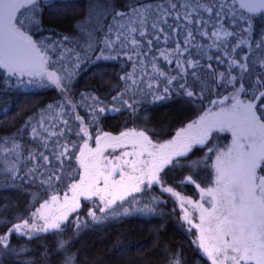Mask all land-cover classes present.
<instances>
[{
  "label": "trees",
  "instance_id": "16d2710c",
  "mask_svg": "<svg viewBox=\"0 0 264 264\" xmlns=\"http://www.w3.org/2000/svg\"><path fill=\"white\" fill-rule=\"evenodd\" d=\"M92 2L101 10L89 22ZM40 3L54 6L43 8L39 30L27 23L26 17L35 15L27 8L18 9L17 20L25 24L17 26L38 47L41 40L47 46L41 48L47 57L43 70L37 69L41 74L8 76L7 69L0 68V142L8 145L4 153L11 155V161L1 160L7 170L0 175V235L29 221L40 201L81 181L77 155L83 140L136 131H143L152 143L174 140L209 106L249 102L250 82L264 74L259 64L264 58V14L246 13L235 0ZM149 4L143 35L136 29L135 43L120 39L110 44L111 26L121 17L116 14L132 20L129 29L138 28L140 18L133 9ZM207 7L213 11L207 12ZM213 28L230 35L215 36ZM189 62L195 66L189 68ZM44 71L61 77V87ZM241 84L245 91L237 94ZM257 115L262 113L258 110ZM228 137L226 131L213 129L203 144L173 156V163L159 173L161 185L195 197L196 185L186 178L205 185L212 174L214 147H223ZM9 170L15 171L14 179ZM140 189L126 195L127 203L116 201L104 212L91 198L80 199L59 230L8 234V246H0V264H171L176 257L180 264H210L193 243L170 195L157 185L145 183ZM145 206L151 211H137Z\"/></svg>",
  "mask_w": 264,
  "mask_h": 264
},
{
  "label": "snow or ice",
  "instance_id": "6c2138e0",
  "mask_svg": "<svg viewBox=\"0 0 264 264\" xmlns=\"http://www.w3.org/2000/svg\"><path fill=\"white\" fill-rule=\"evenodd\" d=\"M53 4H42L40 0H0V68L7 69V75H19L23 76H39L41 71H33V69L39 68L43 70V65L46 62L47 57L42 53L41 48L47 47L41 40L37 46V42L33 41L32 37L26 35L21 31V28L17 26L24 25L25 20H17V11L20 8L30 9L35 15L26 17L27 23L37 25V31L42 24V10L44 7H53ZM151 5H146L142 9H133V12L140 18V24L142 25L145 20L144 17L151 10ZM174 8L175 5H172ZM241 7L247 8L251 13L264 11V0H245V3L241 4ZM211 13L212 7L205 9ZM121 17L123 13H117ZM156 27L155 24L152 25ZM132 31H136V28H132ZM143 35V33H141ZM191 35V34H189ZM218 35V33H213ZM230 35V33H225ZM67 39V38H65ZM135 43V41H134ZM260 45H257L259 47ZM233 64L236 61H232ZM259 64L264 67V58H261ZM195 65L192 62L188 63L189 68H193ZM242 71H247V65L241 64ZM195 73H193L194 75ZM163 75V73H161ZM48 80L55 84L58 88L61 87V77L56 76L54 72L47 73ZM175 79V78H173ZM22 83V81H21ZM171 83V80H169ZM183 87V85H181ZM252 89L250 101L247 103H237L233 105V109L229 112L213 113L210 114L213 119H209L206 115L201 117L199 122H195L193 125H189L187 129H181L176 134V138L165 144L154 145L152 141L148 139L143 131L139 133H121L119 137H109L108 134H104V137H97V148L95 150L89 149V153L93 156L96 154H102L103 149L99 146L102 139L107 138L112 141L111 144H105L106 147H121L120 141L128 136H135L139 138V142L144 145L143 151H147L148 147L156 149L155 152H148V155L153 157L152 167L145 174L141 171L139 177L129 176V180L137 181L136 185L131 188L132 192H139L140 183H143L144 176L147 175L148 186L153 184H162V179L159 173L165 165L173 163V156L185 155L193 144H203L209 132L214 128L219 130L230 129L233 132V146L229 148L228 153H220L217 156V178L216 183L218 187L216 189L209 188L207 190H201L203 193L213 197L212 210L209 212L202 209L201 221L202 225L207 222L210 227L207 229L209 232L215 233L212 239L217 241L209 249V246L205 243L204 232L205 229L201 225V237L199 247L204 250L212 259V264H264V175H258L257 169L264 172V105L261 101H264V74L258 76L255 83L250 82ZM245 91L244 85L237 90L239 92ZM167 92V89H165ZM188 97H191L193 93L188 91L185 93ZM164 97H156V99H163ZM114 99H116L114 97ZM215 103V102H213ZM260 111L262 115H257V111ZM104 109L101 108L100 112ZM76 119H81L79 116ZM197 128L196 135H189L193 128ZM35 131V129L33 130ZM81 132L86 133V128H81ZM138 141H132L133 147L136 146ZM87 148V144H85ZM211 151V150H210ZM235 153V155H233ZM142 154V153H141ZM61 155H64L61 153ZM124 157L137 155V153L124 152ZM225 157L227 159L225 160ZM47 160V157H44ZM119 159V158H117ZM155 161H158L156 163ZM112 162L109 161V164ZM131 163L132 171H137V161L128 160L124 161V165L128 166ZM80 164L85 168L86 172L89 171V165L84 159V150H81ZM95 167V165H93ZM119 167L118 164L112 166V171L115 172ZM11 177L15 178V171L9 170ZM103 175L102 172L97 170L95 179ZM111 175V173H109ZM119 175L123 183L125 172L120 169ZM51 177H49V180ZM84 177H81L80 184H72L70 190L73 192L72 200L75 203L77 196H85L89 198L92 195H97L100 189L96 191L84 189ZM187 182L195 183L191 176L186 178ZM105 188L108 186V177H104ZM10 186V185H9ZM199 187V185H197ZM163 191L173 193L172 188H162ZM128 195V193H125ZM217 196H219L222 204L227 206L226 215H217ZM103 201L104 196L100 197ZM120 200H124V196L118 197ZM56 200V197H52ZM117 197L107 201L105 207L110 208L115 202ZM67 203L68 197H65ZM191 204L192 201H187ZM5 206V210H6ZM44 205H41L43 208ZM75 207H79L78 203H75ZM39 211V210H37ZM68 211H74V208H68ZM101 212L105 209L101 208ZM140 212H149L150 208L145 206L144 208L137 209ZM128 210H125L127 214ZM206 213L207 215L205 216ZM94 220L96 217L94 212L89 213ZM36 213H33L35 217ZM44 219L43 227L37 226L33 221L31 225L27 220L23 221V224H14L11 228H8V234L17 233L23 234L22 228L31 227L34 233L45 232L49 230L61 229V223L58 221L67 220L68 215L65 212L62 216L54 218L51 222L46 217ZM184 219L187 220L188 216L185 214ZM213 222L215 226L212 227ZM79 226V224H78ZM8 234L0 235V246H8ZM230 237V239H226ZM63 247V244L60 245ZM228 253H231L229 255ZM223 254V260H220V255ZM65 264H69V261H65ZM171 264H180L178 257L174 258Z\"/></svg>",
  "mask_w": 264,
  "mask_h": 264
},
{
  "label": "rangeland",
  "instance_id": "374dc122",
  "mask_svg": "<svg viewBox=\"0 0 264 264\" xmlns=\"http://www.w3.org/2000/svg\"><path fill=\"white\" fill-rule=\"evenodd\" d=\"M100 10H101V6L98 3H96V2L90 3V5L88 7L89 18L87 19V21H89V22L91 20L95 21L97 14ZM131 21L125 17H118L116 19L115 25L111 26V31L113 33H112V36L109 38V40H111L110 44L112 43V40L114 42H118L120 39H126L128 42L136 41V39L134 38V36L132 34V30L129 29ZM136 29H137V33L140 34L141 32L144 31L145 27L143 24L141 25L139 23L138 28H136ZM212 33H218V35H215V36H221V35L226 33V30L223 31L220 28H213ZM37 69H39V68L33 69V71H37ZM48 72H50V71H44V75L46 77H47ZM236 104L237 103L227 105V104L221 103V104L211 105L205 110V112L202 114L201 117H205L207 115L209 117V119H213V117L210 114L229 112L233 109V105H236ZM201 117L196 122H199ZM194 123L188 124L181 129H187L189 125H193ZM214 129L219 130L218 127L214 128ZM180 130H179V132H180ZM219 131H222V130H219ZM223 131H226L229 134V137L226 140V142L223 144L224 145L223 147L218 146V148L216 149L214 147L215 145L214 144H213L214 146L212 145V147H214V156H213V159H212L213 161H212V165H211V173L212 174H211L209 181L205 185H199V187H197L198 184L194 183L196 185V188H197V192H196L195 197H191V196L181 194L175 190H173V193L165 192L162 190V188H169V187L162 186L161 184H153V185H157L161 191L169 194L170 197L173 199V202H174L175 207L177 208L180 220L182 221L183 225L187 229L191 230V232H192L193 243H195L197 245L201 254H203L208 259L210 264H212L211 257H209L208 254L205 253L204 250L199 247L200 237L202 234L201 233L202 209L200 206H203V209H206L210 212L212 210V206H213V197L203 193L201 190L202 189L207 190L209 188L216 189L218 187V185L216 183V178L218 175V173H217V163H218L217 162V156L220 153H228L229 148L233 146V140H234L233 132L230 129H226ZM197 132H198V129L194 127L191 130V132L189 133V135H196ZM121 133L122 132L116 133L113 135L108 134V136L109 137H119ZM123 133H125V132H123ZM127 133H130V132H127ZM134 133H139V131H136ZM98 136L104 137V134H99L95 138H97ZM134 140L138 141L135 147H133V144H132V141H134ZM169 141H172V140H167L164 142L152 143V144H154V145L165 144ZM106 143L111 144L113 142L108 140L107 138L102 139L100 142V145H99L103 149L102 154H96L95 156H93L89 153V149L95 150L97 148V146H98L97 145V139H95L94 141L83 140V143L80 145V149H79V153L77 155V158H78V161L80 164L81 150L83 149L85 162L89 165V171L86 172L85 168L80 164L81 171H83L82 176L85 178L84 179V189L85 190L90 189L91 191H96V189H100V192L97 195H92L89 198H91V200H94V203H97L99 205L100 209L104 208L105 211H108L109 209H111V207L114 204H116V202H115L110 208L105 207L107 204V201L113 199L114 196L117 197V199H116L117 202L123 201L124 203H127L125 193L131 192V188L133 186H135L137 183V181L129 180L128 177L129 176L139 177L141 174V171H143L146 174L149 171V169L152 167V163L154 162L153 157L149 156L148 152H155L156 149L148 147L147 151H143L144 145L141 142H139V138L135 137V136H128L126 138L121 139V141H120L121 147H114V146L113 147H106L105 146ZM85 144H87V148H85ZM11 145L13 146V143H11ZM8 149H9L8 145L0 142V152H2L0 154V175H3V173H5L7 170L6 166L3 165L2 161H1L2 158L7 157L11 161L10 153H4V151H9ZM124 152H129V153L135 152V153H137V155L124 157L122 155ZM233 155H235V153H233ZM117 158H119V159H117ZM226 159H227V157H225V160ZM125 160H128L129 162L137 161L138 163L136 164V167L138 170L133 172L132 167H131V163H129L128 166H125L124 165ZM109 161H111L112 163L109 164ZM155 162L158 163V161H155ZM116 164H118L119 167L117 168V170L115 172H113L112 166L116 165ZM93 165H95V167H93ZM120 169H123V171L126 174L124 177L123 183H119L121 181V177L119 175ZM97 170L99 172L103 173V175H101L98 180L95 179ZM109 173H111V175H109ZM257 174L258 175H264V172L260 171V169H257ZM105 176L108 177L107 188H105V184H104V177ZM145 183L148 184L147 183V175L144 176L143 183H140L139 187ZM73 184H80V181L79 180L75 181ZM70 186L63 193L53 194V195L49 196L47 199L40 201L32 211L31 218L28 221L29 225H31L34 221L37 224V226L43 227L44 219L41 218L42 216L46 217L47 220L49 222H51L54 218L62 216L65 212L68 213L69 212L68 208H74L75 203H78L80 199L86 198L85 196H77L76 202L74 203L72 200L73 192L70 190ZM54 196L56 197V200L52 199V197H54ZM66 196L68 197L67 203L65 201ZM101 196L105 197V199L103 201L100 198ZM120 196H124L125 197L124 200H120L118 198ZM189 200L192 201L191 204L187 203V201H189ZM132 203H133V201H132ZM216 204H217V209H218L217 215H220V216L226 215L227 214V206L222 204L219 196H217ZM41 205H44V207L41 208ZM37 210H39V211H37ZM33 213H36L35 217H33ZM185 214H187V216H188L187 220L184 219ZM204 214H205V216L207 215L206 213H204ZM58 222H61V221H58ZM202 226L205 229V232H204L205 243L209 246V249L211 250L212 246L214 244H217V241L212 239V237L215 235V233L207 231V229L210 227V225L207 222H204ZM214 226H215V222H213V224H212V227H214ZM21 231H22V233L29 234L30 232H33L34 230L31 227H29V228H22ZM226 239H230V237H226ZM228 254L231 255V253H228ZM219 259L223 260V254L220 255ZM229 264H230V262H229ZM249 264H254V262H249Z\"/></svg>",
  "mask_w": 264,
  "mask_h": 264
},
{
  "label": "water",
  "instance_id": "95a60500",
  "mask_svg": "<svg viewBox=\"0 0 264 264\" xmlns=\"http://www.w3.org/2000/svg\"><path fill=\"white\" fill-rule=\"evenodd\" d=\"M235 3H236L237 6H238L241 10H243L244 12H246V13H251V12H249V11L247 10V8L241 7V4H242V3H245V0H235ZM259 12H262V13L264 14V11H259ZM256 13H257V12H256Z\"/></svg>",
  "mask_w": 264,
  "mask_h": 264
}]
</instances>
